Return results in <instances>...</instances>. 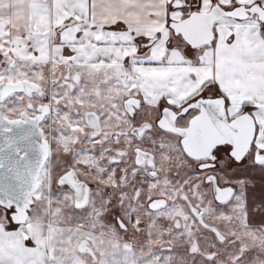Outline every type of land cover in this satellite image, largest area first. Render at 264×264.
<instances>
[{
    "label": "snow or ice",
    "instance_id": "obj_1",
    "mask_svg": "<svg viewBox=\"0 0 264 264\" xmlns=\"http://www.w3.org/2000/svg\"><path fill=\"white\" fill-rule=\"evenodd\" d=\"M0 264H264V0H0Z\"/></svg>",
    "mask_w": 264,
    "mask_h": 264
}]
</instances>
